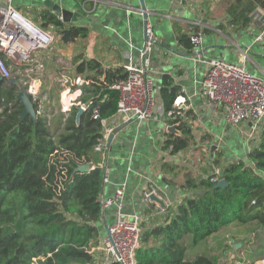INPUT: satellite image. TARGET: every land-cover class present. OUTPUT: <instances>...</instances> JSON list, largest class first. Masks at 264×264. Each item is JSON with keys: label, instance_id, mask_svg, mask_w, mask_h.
I'll return each instance as SVG.
<instances>
[{"label": "trees", "instance_id": "trees-1", "mask_svg": "<svg viewBox=\"0 0 264 264\" xmlns=\"http://www.w3.org/2000/svg\"><path fill=\"white\" fill-rule=\"evenodd\" d=\"M259 8L264 9V0H236L228 9L227 25L247 29ZM40 21L45 28L60 32L65 28L47 9ZM70 31L73 41L87 38L90 32L80 26ZM193 33L200 34L197 29ZM190 35L179 36L189 53ZM72 65L75 75L89 82L80 88L81 102L100 105L103 120L115 117L119 92L112 87L128 77L126 69L104 68L98 61L81 56L75 57ZM59 84L50 91L41 90L48 100L34 126L30 118L19 124L23 107L17 101V87L0 81V264L101 263L96 250L106 233L103 216L107 222L101 204L104 157L95 147L105 139L104 127L92 119L91 110L77 127L76 106L65 113L60 108L63 88ZM160 95L165 112L171 111L177 92L168 77L163 79ZM74 98L75 94L64 93V105H72ZM178 112L166 123L177 124L180 135L166 132L163 143V149L173 155L188 150L193 143L183 112ZM220 159L218 156L214 164L220 166ZM85 163L91 171L76 173ZM214 176L187 177L180 186L186 196L176 206L161 209L155 203L147 205L148 220L142 222L137 264H218L212 256L192 255V251L229 226L250 230L247 245L264 243V123L246 160L222 169L220 179L228 186L214 188ZM231 241L233 246L245 245L237 238Z\"/></svg>", "mask_w": 264, "mask_h": 264}, {"label": "crops", "instance_id": "crops-1", "mask_svg": "<svg viewBox=\"0 0 264 264\" xmlns=\"http://www.w3.org/2000/svg\"><path fill=\"white\" fill-rule=\"evenodd\" d=\"M54 1L81 15L76 23L66 24L64 29L80 26L88 28L90 32L85 39L65 44L62 33L54 29L57 37L54 49L47 52L40 62L45 64L46 69L54 70L56 76L53 82L49 76L43 78V85L39 82L43 91H50L56 83H60L57 75L60 76L59 80L63 74L71 73L76 76L74 66H69L70 70L64 72L62 63L72 64L75 57L81 56L86 60L98 61L104 68L124 67L127 64V54L137 55L138 49L144 44L143 15L139 13V0ZM42 2L43 0H15V5L27 16L41 23V13L44 10ZM235 2L236 0H145L148 20L157 38L151 54L154 94L163 107L160 95L163 79L168 77L172 81L177 92L172 106L175 104L183 112L182 120L193 134V143L188 150L176 155L165 151V130L173 125L158 120H150L142 125L134 122L115 135L109 151L110 180L104 186L103 196L112 197L116 189L127 180V214H136L143 220H148L145 213L148 204L144 202L143 195L151 187L156 188L159 198L168 208L183 201L186 193H183L180 186L187 177L206 178L231 162L246 160L249 149L244 144H238L240 137L231 131L228 140L226 138L228 129L222 109L213 110L202 96L200 86L208 64L193 62L189 51L179 42L181 34H192L197 29L203 35L202 52L207 62H242L249 71L264 78V40L256 42V38L264 31V24L254 19L245 30L229 27L228 9ZM256 13H264V9L259 8ZM80 88L82 86H77L70 93L75 94L72 105L76 107L83 103ZM63 91L60 93V100L64 93L69 94ZM124 123L114 122L110 127L116 128ZM174 126L177 130L175 135H180L178 125ZM222 154V163L220 166L215 165V160ZM165 165L168 167H164ZM158 207L161 208L159 205ZM104 212L107 216L106 223L110 227L114 223V208ZM102 226L105 229L103 222ZM254 264H264V257H257Z\"/></svg>", "mask_w": 264, "mask_h": 264}, {"label": "built area", "instance_id": "built-area-1", "mask_svg": "<svg viewBox=\"0 0 264 264\" xmlns=\"http://www.w3.org/2000/svg\"><path fill=\"white\" fill-rule=\"evenodd\" d=\"M139 13L143 15L144 11L139 10ZM59 20L62 22L61 18ZM255 20L263 25L264 13L257 14ZM56 38L54 28H45L38 20L27 16L17 8L15 0H0V79L8 85L10 80H16L19 83L20 77H14L13 71L30 72L35 67H45V64L35 59V53L50 48ZM144 39V44L138 49L137 55L131 53L126 56L127 64L124 68L128 77L112 87L119 92L118 111L115 117L103 120L100 116V105L94 106L92 101L79 105L85 108L86 113L91 110L92 119L100 121L104 127L105 139L95 147V152L104 157L101 168H107L106 173L103 174L104 186L110 180L107 140L114 129L110 127L111 123L129 122L135 117V123L138 125L150 120L167 122L175 118V114H179L180 109L175 104L171 111L165 112L154 97L151 54L157 38L149 20L144 29ZM263 40L264 31L256 38V42ZM190 42L192 45L190 59L195 63L208 64L200 87L202 96L209 107L215 111L222 109L229 126L245 128L243 133L250 140H256L264 123V78L249 71L242 62L229 63L224 60L207 62L202 52V34H191ZM247 52L248 50L245 55ZM69 66L73 65L62 63L63 71L70 70ZM34 79L28 86L27 92L37 106V113L41 115L48 96L41 92L40 78ZM59 81L64 91L69 93L74 87L89 84L83 77L73 76L71 73L63 74ZM69 110L70 108L66 110L63 106L64 113ZM214 175L211 181L218 183L221 180L222 169H216ZM126 188L127 180L116 189L112 197L105 198L103 194L101 196L103 212L114 208V223L110 226L109 234L102 239L100 247L96 250L100 256V264H137L136 251L140 246L143 232V218L125 212ZM152 194L158 196L155 187L144 192L143 199L146 204L155 203L150 199Z\"/></svg>", "mask_w": 264, "mask_h": 264}, {"label": "rangeland", "instance_id": "rangeland-1", "mask_svg": "<svg viewBox=\"0 0 264 264\" xmlns=\"http://www.w3.org/2000/svg\"><path fill=\"white\" fill-rule=\"evenodd\" d=\"M54 45L55 44H53L48 49L37 51L35 53V59L39 61L43 60V58L45 57V54L51 51L52 48L54 49L53 47ZM13 75L14 77H17V76L20 77L19 84L17 86V90L19 92L21 90H27L31 82L35 80L34 78H40V82L42 85L44 83L43 78L45 76H49L50 80L53 82L54 76H56V72L54 70L52 71L50 69H46L45 67H41V68L35 67V69H31L30 72L20 71L16 73L13 71ZM57 77H58L57 78L58 82H60L59 81L60 76L57 75ZM70 93H72V91ZM154 97L156 98V96ZM62 98H63V95L60 100V108L63 111V106L64 107L66 106L63 105L64 103H63ZM156 102H158L157 98H156ZM69 108L66 107L67 110ZM227 129H228V132L226 135L227 140H228L229 134H231V131H233L235 132L236 136L240 137L238 139V144H244L243 146L247 149H250L254 145L253 143H255V140L253 141L250 140V138H248L243 133V131L245 130L244 128H232L231 126L227 124ZM220 157L222 158L223 154ZM251 235L252 233L250 232V230H247L244 227H240V226L226 227L222 229L221 231H219L217 234L211 236L201 246L197 247L196 250L192 251V255H195L196 253L197 254L206 253L212 256L218 262V264H249L250 262H253L257 257H264V249H263L264 243L263 242L257 243L256 245L245 244V239ZM103 238H105V235L103 236ZM234 238H237L242 243H244L245 244L244 247L240 243L241 244L240 248L238 249L233 248L235 247L236 244L233 246V243L231 240Z\"/></svg>", "mask_w": 264, "mask_h": 264}, {"label": "water", "instance_id": "water-1", "mask_svg": "<svg viewBox=\"0 0 264 264\" xmlns=\"http://www.w3.org/2000/svg\"><path fill=\"white\" fill-rule=\"evenodd\" d=\"M139 1H140V5H141V10L144 11L143 25H144V29H145V27L147 26V23H148V14L146 13L147 8L145 5V0H139ZM42 5H43L44 9L50 10L58 18H61L62 22L65 25L66 24L70 25V24L76 23L79 20V18H81V15L79 13L72 12L69 9L63 8L59 3H57L54 0H43ZM61 33H62V41L65 44H68L73 40L70 28L69 29H63L61 31ZM0 81H3V80L0 79ZM18 84L19 83L16 80H10L9 81V85L11 87L12 86L17 87ZM17 101L19 103H21L22 107H23V111H22L20 119H19V124H21L25 119L30 118L32 120L33 125L36 126L39 114L37 113L36 106H35L34 102L32 101L30 95L28 94L27 90H21L18 92ZM72 106H74V104ZM76 108H77V114H76V118H75V124L77 127H79L81 124V119L86 114V110L82 106H78ZM135 120H136V117L132 118L129 122H125L124 124L117 126L116 128L113 129L112 133L108 136V140H107L108 152L111 149V145H112V142L114 140L115 135L118 134L119 132H121L123 129L127 128L130 124L134 123ZM167 132H169L170 134H176L177 133L176 126H174V125L170 126L167 129ZM106 170H107V168L103 169V174L106 173ZM90 171H91V167L88 163L79 165L75 170L76 173H80V174L88 173ZM227 186H228V183L226 182V180L221 179L214 186V188H226ZM150 199H151V201L158 204L161 208H163V209L166 208L165 202L161 198H159L157 195L152 194L150 196ZM103 223L105 224V231H106V234L108 235L109 231H110V227L106 223L105 216H103ZM240 247H241V244L238 243L235 245L234 248L238 249Z\"/></svg>", "mask_w": 264, "mask_h": 264}, {"label": "bare ground", "instance_id": "bare-ground-1", "mask_svg": "<svg viewBox=\"0 0 264 264\" xmlns=\"http://www.w3.org/2000/svg\"><path fill=\"white\" fill-rule=\"evenodd\" d=\"M71 106V103L68 102V104L66 105L67 108H69ZM67 110V109H66Z\"/></svg>", "mask_w": 264, "mask_h": 264}]
</instances>
